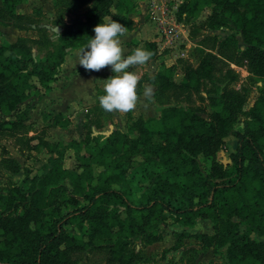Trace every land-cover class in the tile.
I'll return each mask as SVG.
<instances>
[{
    "label": "trees",
    "instance_id": "1",
    "mask_svg": "<svg viewBox=\"0 0 264 264\" xmlns=\"http://www.w3.org/2000/svg\"><path fill=\"white\" fill-rule=\"evenodd\" d=\"M19 1L2 0L11 13L15 12ZM118 1L124 5L125 12H113L110 6L113 0H96L84 19L76 20L60 33V47L51 57L36 60L14 42L0 43V112L5 116L13 114L12 118H0V132L7 125L8 128L25 127L23 120L30 104L24 101L32 93L50 88L66 48L76 46L71 37L74 33L81 38L82 27H85L89 33L87 40L95 35L96 25L111 19L124 27H132L128 14L134 10L135 0ZM209 6L230 18L241 31L248 44L251 70L264 75V0H182L176 13L192 19ZM145 49L154 53L155 43L145 41ZM213 57L207 54L199 67H185L183 83L187 89L196 90L200 78L211 74ZM164 71L166 77H170L172 66H165ZM231 94L227 92L229 102L221 100L217 119L212 123L177 104L147 120L145 130L138 135L114 129L101 144L92 143L91 139H98L96 136H89V140L71 139L67 143L45 140L44 131L25 136L24 144L29 150L44 146L51 155L40 172L25 171L21 186L0 193V264H42L48 258L50 264H75L72 253L95 244H108L111 260L131 264L136 254L128 247L127 237L140 229L132 230L134 224L119 211L120 202H126L127 207L131 205L113 183L120 178L121 170L117 173L123 163L120 156L131 158L139 150L165 167L147 191L148 204L141 205L146 209L142 214L146 219L143 223L152 222L155 226L165 218L163 209L175 216L201 214L212 221L211 235L226 243L230 264H263L261 254L240 231L239 224L264 236V94L255 100L243 131L235 133L237 145L230 163L225 166L223 178L212 177L222 167L216 159L211 158L208 175H203L197 161L198 155L208 159L235 121L237 111L234 106L230 107ZM69 121L68 117L56 113L50 125L66 126ZM255 127L259 141L248 133ZM155 135L161 142L153 140ZM68 148L74 150L77 160L74 168L62 162ZM176 149L185 150L187 155L182 156ZM3 160L8 162L7 167L18 168L15 159L5 157ZM175 190L187 203L185 207L172 206L165 200L164 196L173 195ZM69 204L72 208L63 214L62 208ZM182 221L184 224L192 222ZM68 224L80 235L69 232ZM29 255H33L31 262L25 259Z\"/></svg>",
    "mask_w": 264,
    "mask_h": 264
},
{
    "label": "rangeland",
    "instance_id": "2",
    "mask_svg": "<svg viewBox=\"0 0 264 264\" xmlns=\"http://www.w3.org/2000/svg\"><path fill=\"white\" fill-rule=\"evenodd\" d=\"M96 0H20L15 5V12H8L0 0V43L11 42L24 48L28 55L34 59H44L54 55L60 47L59 35L71 27V24L78 19H84L94 7ZM182 0H168L166 5V26L169 30L168 36L162 34L161 41L155 43L156 51L151 59L143 66H136L130 71H135L140 76L137 87L140 100L136 109L127 114L108 113L99 105L98 97L104 94L103 82L93 89L96 99L89 104L80 106L85 108L82 128L71 131L72 138L88 139L89 136H96L98 139H91L93 144L103 142L104 131L118 129L131 136L145 130V123L153 118L163 109L171 108L177 104L184 106L200 115L206 122L212 123L217 119V108H221V100L227 103L230 97L227 92H232L230 107H235L237 114L235 121L226 134H224L211 155L203 158L197 156V161L203 175L210 173L211 158L216 159L222 165L221 171H216L212 177L223 178L224 169L230 163V156L237 145L236 132L243 131L245 121L250 119V112L254 102L264 94V75L253 73L248 59V44L243 40L241 31L235 27L231 19L223 15L213 6L205 7L197 17L187 19L176 13L177 6ZM143 3V0H135L136 5ZM134 7L133 12L128 16L133 21L132 27L142 21L145 35L139 41H151L154 34V21L146 15L143 6ZM113 12H125V7L118 0L111 3ZM156 13H161V7L152 6ZM154 11V12H155ZM141 17V19H140ZM55 28L59 30L58 34ZM83 29V30H82ZM82 37L77 32L71 37L75 41V47H83L91 38L82 27ZM75 36V37H73ZM84 37V42L82 40ZM153 42V41H152ZM87 45V44H86ZM138 41L133 43V48H138ZM71 47V46H69ZM66 48V52L67 49ZM211 54L213 70L209 76L200 78L196 90L187 89L183 83L184 70L187 65L199 67L202 59ZM172 66V75L166 77L164 67ZM114 75L111 73L107 78ZM145 86L153 88V97L146 100L143 96ZM36 97V96H35ZM229 97V98H227ZM31 97V99H33ZM31 101V100H30ZM220 104V105H219ZM233 107V108H234ZM13 116L4 115L0 112V118ZM47 122V121H46ZM250 126V125H249ZM12 129V130H8ZM37 124L26 125L25 127L7 128L0 132V193H6L17 186L22 185L25 171L31 174L41 171L42 165L47 160V152L36 149H28L24 144V137L30 133L37 132ZM23 132V134H21ZM80 131V133H79ZM91 132V133H89ZM19 133V134H18ZM254 140L259 141L260 136L255 127L248 130ZM67 137V138H68ZM70 138V137H69ZM153 140L161 142L158 136ZM182 156L187 155L183 149H176ZM15 159L17 169L7 167V161L3 158ZM145 152L137 151L131 158L121 155L123 162L120 169V178L113 183L119 188L130 207L126 202L118 204L119 211L127 216L139 232L128 236V247L136 254L131 264H230L227 256V245L211 234L213 233L212 221L207 217L193 215L185 217L184 214L173 215L169 210L163 209L164 219L155 226L151 223H143L145 217L142 214L146 209L142 204H148L146 194L156 175L165 170V167L156 159L149 158ZM63 165L74 168L77 160L74 151L68 148L62 158ZM97 172V171H96ZM181 179V177H176ZM166 201L175 207H183L187 203L182 199L178 190L173 195L166 194ZM82 197H80L81 199ZM77 203V201H74ZM126 206V207H125ZM185 207V206H184ZM72 208H62L64 214ZM183 219L191 220L188 224ZM239 220L238 218H236ZM66 229L76 235H80L73 226L68 224ZM239 229L244 236L252 241L262 256L264 264V236L256 231L245 228L243 223ZM75 264H118L109 258L108 244H95L77 250L72 253ZM31 262L33 255L25 258ZM50 259H44L42 264H50Z\"/></svg>",
    "mask_w": 264,
    "mask_h": 264
},
{
    "label": "crops",
    "instance_id": "3",
    "mask_svg": "<svg viewBox=\"0 0 264 264\" xmlns=\"http://www.w3.org/2000/svg\"><path fill=\"white\" fill-rule=\"evenodd\" d=\"M137 5L139 12V8L142 4L138 3ZM143 26L144 25L141 21L140 23H137L135 27L127 28V35L120 38L122 47L125 49V55L132 53V50L134 49L133 43L137 41L139 45L138 47L144 49V43L142 44V42L139 41L140 37L145 35V29L143 32L140 31L143 29ZM94 36L95 35L91 38H94ZM83 47H69L58 73L55 74L56 78L50 82V88L45 92L37 94L32 93L24 101L25 103L29 102L30 108L23 123L29 125L30 123L34 124L35 122L38 127L37 132L44 131L43 138L49 142L61 141L67 143L71 139H77L75 137L72 138L71 136H69V138L67 135H70L71 131H75L76 129L77 133L78 128H82L85 108H80V106L94 101L96 95L93 92V89L113 73L110 66L97 72L86 71L81 65L77 64L78 58L76 53ZM33 96L34 98L31 99ZM94 97L95 99H91ZM56 113L68 117L70 120L69 124L66 126L50 125L53 115ZM12 117L13 116H11V118ZM35 134L36 132L30 133L27 136ZM42 148L47 152L48 158L51 153L48 152L44 146H40L37 150H42Z\"/></svg>",
    "mask_w": 264,
    "mask_h": 264
},
{
    "label": "clouds",
    "instance_id": "4",
    "mask_svg": "<svg viewBox=\"0 0 264 264\" xmlns=\"http://www.w3.org/2000/svg\"><path fill=\"white\" fill-rule=\"evenodd\" d=\"M93 31L94 38L76 53L77 64L86 71L97 72L110 66L114 75L103 80L104 94L98 97L99 105L108 113L133 112L140 100L137 92L140 76L129 69L147 64L153 53L138 47L125 55L120 38L127 35V27L112 19L96 25ZM55 32L58 34L59 30L55 28ZM143 96L151 100L153 88L145 86Z\"/></svg>",
    "mask_w": 264,
    "mask_h": 264
},
{
    "label": "built area",
    "instance_id": "5",
    "mask_svg": "<svg viewBox=\"0 0 264 264\" xmlns=\"http://www.w3.org/2000/svg\"><path fill=\"white\" fill-rule=\"evenodd\" d=\"M167 3L168 0H143V3H141L144 8V11L146 12V15L154 21V34L151 39V41H153L154 43H159V41H161L162 34H165L166 37L169 35V30L166 26L167 20L165 16ZM152 6L161 7V13H156V11L152 9Z\"/></svg>",
    "mask_w": 264,
    "mask_h": 264
},
{
    "label": "water",
    "instance_id": "6",
    "mask_svg": "<svg viewBox=\"0 0 264 264\" xmlns=\"http://www.w3.org/2000/svg\"><path fill=\"white\" fill-rule=\"evenodd\" d=\"M112 125H110V129L109 130H107V131H104V134H106V135H108L110 132H112Z\"/></svg>",
    "mask_w": 264,
    "mask_h": 264
}]
</instances>
